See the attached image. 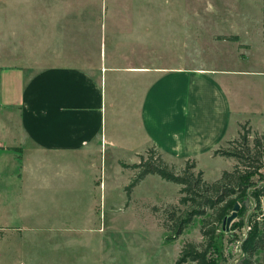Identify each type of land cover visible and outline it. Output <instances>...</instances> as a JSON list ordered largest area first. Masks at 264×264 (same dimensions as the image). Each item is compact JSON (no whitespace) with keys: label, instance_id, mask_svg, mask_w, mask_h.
<instances>
[{"label":"crops","instance_id":"crops-1","mask_svg":"<svg viewBox=\"0 0 264 264\" xmlns=\"http://www.w3.org/2000/svg\"><path fill=\"white\" fill-rule=\"evenodd\" d=\"M86 2L99 42L92 66L0 63V264L53 258L49 197L59 203L65 192L79 195L82 155L106 145L129 151L127 165H134L151 149L173 168L195 162L211 181L208 173L218 180L235 165L215 151L239 137L242 125L264 131V70L162 68L170 44H162L160 7L182 0H36L47 16L40 34L65 49L73 33L52 21ZM74 13L80 20L81 11ZM12 19L10 12L9 25ZM16 51L9 43L8 52ZM56 257L62 264L65 255Z\"/></svg>","mask_w":264,"mask_h":264},{"label":"rangeland","instance_id":"rangeland-1","mask_svg":"<svg viewBox=\"0 0 264 264\" xmlns=\"http://www.w3.org/2000/svg\"><path fill=\"white\" fill-rule=\"evenodd\" d=\"M34 1L0 0V44L4 43L0 45V63H23L33 66L30 69L55 63L92 66L99 42L97 31L87 26L89 4L81 5L80 20L74 13L80 11L67 6L64 20L52 21L66 33H73L65 35V49H60L54 44L55 37L40 34L47 16H42L40 4ZM182 1L162 3L160 7L162 44H170L169 51L161 52L162 68L264 70V0ZM33 8H38L39 13L35 15ZM30 11L35 15L33 19H27ZM10 12L13 19L9 25ZM9 43L17 50L15 56L8 52ZM47 43L53 50L42 51ZM253 133L249 135L251 142ZM152 154L148 149L145 158ZM155 157L159 154L155 153ZM131 161L129 151L106 145L81 156L79 195L65 192L58 196L59 203L49 197V254L53 258L47 264H59L56 255L60 252L65 255L59 258L62 264H177L185 242L205 240L200 218L172 239L173 232L164 225L165 211L177 207L181 213L186 209L179 200L181 186L155 175L129 187L138 175L127 165ZM186 166L187 163L174 166L175 172L182 174ZM52 167L51 171H55L56 166ZM261 172L264 174V169ZM208 178V182L216 181L211 173ZM53 207L56 208L52 210ZM254 207L255 204L247 216L255 213ZM262 211H256L254 219H261ZM250 229L246 226L226 232L224 258L219 257L217 264H240L241 240ZM55 238L62 241L53 242Z\"/></svg>","mask_w":264,"mask_h":264},{"label":"trees","instance_id":"trees-1","mask_svg":"<svg viewBox=\"0 0 264 264\" xmlns=\"http://www.w3.org/2000/svg\"><path fill=\"white\" fill-rule=\"evenodd\" d=\"M251 133L247 125H242L238 140L228 141V148L215 151V154L235 160L233 168L224 171L215 182L206 181L203 172L196 171L195 162H188L182 174L176 173L160 155L155 157V150L150 158L141 156L139 164L130 166L138 175L129 187L137 185L148 175H159L181 186L179 200L186 209L181 213L177 207L165 211L164 225L173 232L172 239L181 236L196 219L201 220L205 240L201 243L185 242L177 264H217L219 257L223 259V240L227 232L223 224L237 204H240V210L231 232L246 226L251 228L241 240L240 264H264V215L261 219H254L256 211H262L264 207V174L261 172L264 169V131L253 133L252 142ZM254 204L255 213L247 216Z\"/></svg>","mask_w":264,"mask_h":264},{"label":"water","instance_id":"water-1","mask_svg":"<svg viewBox=\"0 0 264 264\" xmlns=\"http://www.w3.org/2000/svg\"><path fill=\"white\" fill-rule=\"evenodd\" d=\"M240 210V204H237L235 206L234 212L232 213L231 216H229L223 224V229L226 230L227 232L230 231V227L232 225L233 222H235V220L238 218V212Z\"/></svg>","mask_w":264,"mask_h":264}]
</instances>
